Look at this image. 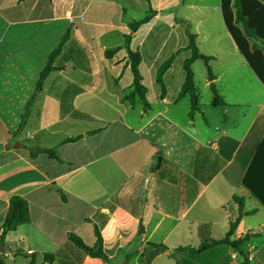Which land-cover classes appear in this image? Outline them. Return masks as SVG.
<instances>
[{
    "label": "crops",
    "instance_id": "crops-1",
    "mask_svg": "<svg viewBox=\"0 0 264 264\" xmlns=\"http://www.w3.org/2000/svg\"><path fill=\"white\" fill-rule=\"evenodd\" d=\"M151 12L132 32L129 24ZM189 24L225 102L212 104L207 67L196 60L198 94L201 61L209 101L199 99L195 113L190 96L180 97ZM129 34L142 56L146 109L125 99L134 80ZM172 57L163 95L157 73ZM263 138L264 84L229 33L221 0H0V236L13 196L28 201L31 215L0 242L6 264H264V206L242 185ZM36 148L61 161L31 156ZM234 196L245 204L231 240L246 239L244 254L229 244L185 249L226 238L239 216ZM97 230L107 260L69 239L94 247Z\"/></svg>",
    "mask_w": 264,
    "mask_h": 264
},
{
    "label": "trees",
    "instance_id": "trees-1",
    "mask_svg": "<svg viewBox=\"0 0 264 264\" xmlns=\"http://www.w3.org/2000/svg\"><path fill=\"white\" fill-rule=\"evenodd\" d=\"M222 1V12L225 25L235 41L239 51L245 57L250 67L253 69L255 74L264 84V0H221ZM154 12L147 15L141 20L133 21L129 24L132 32H136L142 25L148 23L153 16ZM187 35L190 40L189 49L192 51V56L188 58L184 63V70L186 73L185 83L183 85L180 97L186 95L190 96L191 99V112L195 113L199 110V94L195 81V74L192 68L193 63L196 60H202L208 70V79L211 81V92H212V104L214 106L225 105L224 99L220 96L217 91L211 68L209 66L210 57L203 55L197 46V36L191 30L190 24L188 25ZM71 36V29H68L64 34L60 44L50 55L46 68L40 75L37 82L36 90L26 106V110L22 117V123L19 130L25 126L27 118L29 117L30 107L35 101L37 95L41 92L43 84L48 74L55 69L53 63L57 56L61 53L63 47L68 42ZM131 38L132 36L126 35V48L128 50V57L133 73V85L132 91L125 95V99L130 101L134 106L137 102L142 104L144 108L149 107L148 100L146 98L147 88L143 85V77L140 72V64L142 61L141 53L133 51L131 49ZM173 61V57L166 61L158 70L157 83L162 87V94H165V85L163 76L165 72L170 68ZM78 138H70L68 142H74ZM35 151V152H34ZM37 152L46 153L50 158L61 161L54 150H43L36 148L31 150V156H34ZM242 185L247 188L251 194L264 206V138L260 143L257 151L246 171V174L242 180ZM234 202L239 205V216L231 220L230 230L225 239L221 241H213L212 243H202L199 248H185L191 252L200 253L213 246L220 244H229L233 248L239 250L242 254L244 252L241 246L246 243V239L231 240L234 235L241 216L243 214L245 200L244 198L234 196ZM31 221L30 209L28 201L20 196H13L10 200L9 210L2 226V233L0 236V242H4L6 236L21 225L28 224ZM97 242L94 247L87 246L84 241L75 234H69V239L81 250L91 257L101 258L107 260V256L103 251V244L100 232L96 231ZM159 250H166L164 245L152 244ZM46 259L51 261L54 259V255L46 254ZM0 264H6L0 260Z\"/></svg>",
    "mask_w": 264,
    "mask_h": 264
},
{
    "label": "rangeland",
    "instance_id": "rangeland-1",
    "mask_svg": "<svg viewBox=\"0 0 264 264\" xmlns=\"http://www.w3.org/2000/svg\"><path fill=\"white\" fill-rule=\"evenodd\" d=\"M132 15V14H131ZM141 15H144L143 12L142 14H139V13H135V19H138L141 17ZM204 68V65L203 63L200 61L199 64L195 67V71L197 73V82H198V85H199V88L201 90V98H200V102L202 105H208V101H209V97H208V94L203 90V82H202V77H201V71L203 70ZM182 119L184 121H187L186 118H183ZM197 120L198 122L203 125L204 124V119L203 117H201L200 115H197Z\"/></svg>",
    "mask_w": 264,
    "mask_h": 264
},
{
    "label": "water",
    "instance_id": "water-1",
    "mask_svg": "<svg viewBox=\"0 0 264 264\" xmlns=\"http://www.w3.org/2000/svg\"><path fill=\"white\" fill-rule=\"evenodd\" d=\"M68 69H71V66H67ZM3 243H0V260H4V255H3V252H4V249H3Z\"/></svg>",
    "mask_w": 264,
    "mask_h": 264
},
{
    "label": "built area",
    "instance_id": "built-area-1",
    "mask_svg": "<svg viewBox=\"0 0 264 264\" xmlns=\"http://www.w3.org/2000/svg\"><path fill=\"white\" fill-rule=\"evenodd\" d=\"M29 253L31 254L32 253V251H29ZM237 256V254H235L233 257L235 258ZM249 258L250 259H252V257L251 256H249Z\"/></svg>",
    "mask_w": 264,
    "mask_h": 264
}]
</instances>
